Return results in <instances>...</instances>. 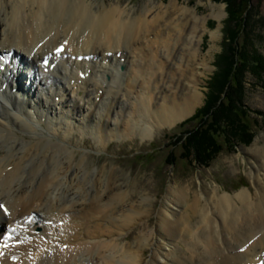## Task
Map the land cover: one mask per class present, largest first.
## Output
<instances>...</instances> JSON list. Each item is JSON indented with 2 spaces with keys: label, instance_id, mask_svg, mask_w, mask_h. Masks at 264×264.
Instances as JSON below:
<instances>
[{
  "label": "bare ground",
  "instance_id": "bare-ground-1",
  "mask_svg": "<svg viewBox=\"0 0 264 264\" xmlns=\"http://www.w3.org/2000/svg\"><path fill=\"white\" fill-rule=\"evenodd\" d=\"M152 3L137 11L106 0H0V264H109L104 256L114 253L113 264H264V142L252 150L249 170L262 190L191 192L174 181L137 250L108 236L122 183L104 179L84 158L74 162L73 131L102 147L136 133L145 138L176 126L202 101L195 76L186 94H156L172 47L198 57L207 16L178 0L157 9ZM189 14L184 35L180 21ZM210 15L221 21L223 6ZM164 23L156 31L164 37L151 40ZM210 35L216 41L219 28ZM61 44L65 50L56 52ZM172 69L185 73L180 64ZM43 131L57 140L34 143L30 136ZM128 200L126 193L117 210Z\"/></svg>",
  "mask_w": 264,
  "mask_h": 264
},
{
  "label": "rangeland",
  "instance_id": "rangeland-1",
  "mask_svg": "<svg viewBox=\"0 0 264 264\" xmlns=\"http://www.w3.org/2000/svg\"><path fill=\"white\" fill-rule=\"evenodd\" d=\"M97 1L100 4L102 0ZM106 1L119 2L123 6H134L137 11L142 9L147 2V0ZM170 1L153 0V9H157L161 2L166 6ZM178 3L181 6L188 7L191 11H195L197 16H207V30H199V35L203 36V40L199 54L198 52L195 53L198 56L196 58L186 55V49L179 51L177 48L172 47V58L166 66L165 77L156 96L160 98L162 94H170L174 90H179L180 94H186L187 82L190 78L195 79L193 77L195 76L199 83L198 87L203 93L201 103L197 105L193 112L195 114L205 104L209 91L208 83L217 70L216 60L225 47L224 27L229 14L227 3L222 0H178ZM220 6H223L224 11L221 21L210 15L214 9L217 11ZM192 16L189 14L182 17V21H180L183 23L184 35H187L191 28L192 19L190 18ZM174 18L177 19V16H174ZM246 19L247 28L245 31L246 34H249L246 37L250 36L251 39H247L245 48L249 52L258 50L264 56V0H251L250 12ZM175 23L176 21L170 26L171 29L174 28ZM166 25V23L162 24L159 28L150 32L148 37L151 40L160 41L164 34H157L156 31L163 30ZM218 28L219 37L215 41L211 38L210 32ZM190 42V45H194L196 41L192 37ZM159 48L163 49V46L159 45ZM205 61H207V67L201 64ZM178 64L185 72L183 76H180L179 72L174 75L172 68H176ZM110 80V75L106 74L105 84ZM243 86L246 91L245 105L253 116L258 115L254 112L257 111L261 112L264 118V82L255 78L250 71H246ZM263 118L259 117L260 125L250 144L235 139L237 142L235 146L225 148L209 167L200 166L198 163H194L193 160L183 158L182 142L175 143L182 130L188 127L182 125L186 119L172 128H154L152 137L144 138L136 133L125 139H112L104 147L97 146L92 137L78 131H73L67 136L72 149L75 151V163L84 158L88 168L102 172L104 179L122 183V193L115 197L112 206L109 207V209L112 207L109 213L114 214L118 222L115 225L110 224L108 236L110 239L119 238L123 243L132 244L130 248L137 250L141 244L136 242L141 240L142 234H149L154 230L158 212L166 200L168 187L174 184V181L183 191H187L192 186L191 192L199 191L200 188L211 189L214 187L221 193L230 192L231 194H236L248 187L252 192L263 189L249 172L255 161L251 152L264 142ZM31 137L34 139V143L42 141L52 143L57 140L54 135L46 131ZM42 155L43 153H41ZM260 173L262 176L263 172ZM126 193L129 197L128 202L124 203V209L117 210ZM143 198H147V200L144 201ZM118 226L124 227L125 231H121ZM145 252L144 261H147L151 256L149 246L145 247ZM117 256H119L117 253L104 256V260L109 264H113Z\"/></svg>",
  "mask_w": 264,
  "mask_h": 264
},
{
  "label": "trees",
  "instance_id": "trees-1",
  "mask_svg": "<svg viewBox=\"0 0 264 264\" xmlns=\"http://www.w3.org/2000/svg\"><path fill=\"white\" fill-rule=\"evenodd\" d=\"M222 1L227 3L229 14L224 27L225 47L216 60L217 70L208 83L205 104L182 124L188 127L175 141L183 144V158L205 167L225 148L234 147L236 140L250 144L259 128V117L263 118L257 111L253 116L244 102L245 72L264 82V56L245 48L251 39L245 31L251 0Z\"/></svg>",
  "mask_w": 264,
  "mask_h": 264
},
{
  "label": "snow or ice",
  "instance_id": "snow-or-ice-1",
  "mask_svg": "<svg viewBox=\"0 0 264 264\" xmlns=\"http://www.w3.org/2000/svg\"><path fill=\"white\" fill-rule=\"evenodd\" d=\"M57 51H59V49L57 50ZM4 58L3 57H0V60H3ZM10 238V237H9Z\"/></svg>",
  "mask_w": 264,
  "mask_h": 264
}]
</instances>
